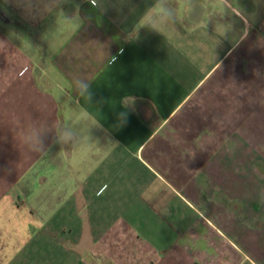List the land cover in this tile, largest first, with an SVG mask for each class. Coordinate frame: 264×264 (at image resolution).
I'll return each instance as SVG.
<instances>
[{
  "label": "crops",
  "instance_id": "1",
  "mask_svg": "<svg viewBox=\"0 0 264 264\" xmlns=\"http://www.w3.org/2000/svg\"><path fill=\"white\" fill-rule=\"evenodd\" d=\"M151 3L0 0V264H264V0Z\"/></svg>",
  "mask_w": 264,
  "mask_h": 264
},
{
  "label": "clouds",
  "instance_id": "2",
  "mask_svg": "<svg viewBox=\"0 0 264 264\" xmlns=\"http://www.w3.org/2000/svg\"><path fill=\"white\" fill-rule=\"evenodd\" d=\"M172 3L173 0H152V3L144 9L139 17V26L163 32L173 24L176 10L172 7ZM132 100L133 98L130 97L131 102Z\"/></svg>",
  "mask_w": 264,
  "mask_h": 264
},
{
  "label": "rangeland",
  "instance_id": "3",
  "mask_svg": "<svg viewBox=\"0 0 264 264\" xmlns=\"http://www.w3.org/2000/svg\"><path fill=\"white\" fill-rule=\"evenodd\" d=\"M232 163H234V162H232ZM241 163H242V162H241ZM244 163H245V162H243V164H244ZM247 163H249V162H247ZM228 165H229V162H228ZM238 165H240L239 161H238ZM238 168H240V167H238ZM238 172H239V171H238ZM240 174H241V173H240ZM238 175H239V174H238ZM238 177H239V176H238ZM260 179H261V178H260ZM252 185H253V184H252ZM253 186H254V185H253ZM240 187L242 188L241 191H243V192L246 191V189H247V188H244V184H241ZM242 195H243V194H242ZM259 197H260V200L264 199V193L261 192V193L259 194Z\"/></svg>",
  "mask_w": 264,
  "mask_h": 264
}]
</instances>
